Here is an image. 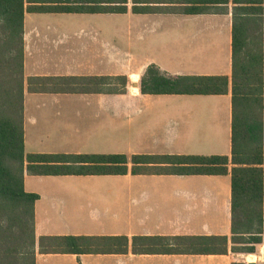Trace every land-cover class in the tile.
I'll use <instances>...</instances> for the list:
<instances>
[{
    "label": "crops",
    "instance_id": "1",
    "mask_svg": "<svg viewBox=\"0 0 264 264\" xmlns=\"http://www.w3.org/2000/svg\"><path fill=\"white\" fill-rule=\"evenodd\" d=\"M221 8L228 13L136 15L165 17L140 32L137 53L124 56L120 71L112 25L91 20L106 15L26 13V154L231 158L234 5ZM150 67L167 78L227 77L229 91L144 95L141 82ZM120 76L128 79L120 95L105 93L108 84L97 93H66V85L53 83L40 93L29 86L30 79ZM132 167L125 176L26 173L25 191L39 196L36 236L218 238L219 252L227 254L185 246L177 254H38L36 264H264V235L255 254L232 252L230 174L133 175Z\"/></svg>",
    "mask_w": 264,
    "mask_h": 264
},
{
    "label": "trees",
    "instance_id": "2",
    "mask_svg": "<svg viewBox=\"0 0 264 264\" xmlns=\"http://www.w3.org/2000/svg\"><path fill=\"white\" fill-rule=\"evenodd\" d=\"M0 0V264H36L42 255L177 254L181 247L218 253V238L40 237L38 195L25 175H183L232 177L233 253L255 254L264 235V0ZM233 9L232 156L27 155L24 128V21L26 13L77 15H204ZM108 82V83H106ZM53 83L66 93H126L128 79H30V91ZM34 86H39L36 89ZM227 77L167 78L150 67L144 95H226ZM81 88V89H80ZM60 90V89H58ZM101 93V92H98ZM229 166H232L230 171ZM223 240V239H220ZM226 241V240H225ZM192 248V249H194ZM227 249L222 252L227 254ZM243 264V263H234Z\"/></svg>",
    "mask_w": 264,
    "mask_h": 264
},
{
    "label": "rangeland",
    "instance_id": "3",
    "mask_svg": "<svg viewBox=\"0 0 264 264\" xmlns=\"http://www.w3.org/2000/svg\"><path fill=\"white\" fill-rule=\"evenodd\" d=\"M131 1L132 0H130L129 8L133 6ZM164 17L165 16L141 17L130 13L128 15H106L98 18L91 17V20H105L112 25L116 64L119 66H116V71H120L121 67L119 64H121L120 62L124 56H127L129 53H137L136 45L138 44L140 32L145 33L147 27L150 26L154 20H161Z\"/></svg>",
    "mask_w": 264,
    "mask_h": 264
}]
</instances>
